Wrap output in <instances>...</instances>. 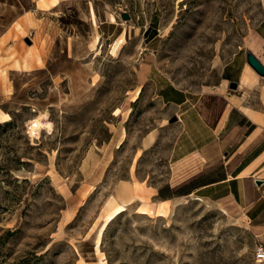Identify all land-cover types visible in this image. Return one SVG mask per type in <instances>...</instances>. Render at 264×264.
I'll use <instances>...</instances> for the list:
<instances>
[{
    "label": "rangeland",
    "instance_id": "rangeland-1",
    "mask_svg": "<svg viewBox=\"0 0 264 264\" xmlns=\"http://www.w3.org/2000/svg\"><path fill=\"white\" fill-rule=\"evenodd\" d=\"M0 3L3 25L31 6ZM88 7L98 20L115 11L118 25H88ZM65 9L47 67L13 73L14 92L0 96L11 117L0 122V264H264L232 207L195 197L142 195L95 247L116 185L154 186L168 172L174 122L144 67L193 93L217 83L225 63L256 49L264 0H80ZM34 119L41 125L30 133Z\"/></svg>",
    "mask_w": 264,
    "mask_h": 264
},
{
    "label": "crops",
    "instance_id": "crops-1",
    "mask_svg": "<svg viewBox=\"0 0 264 264\" xmlns=\"http://www.w3.org/2000/svg\"><path fill=\"white\" fill-rule=\"evenodd\" d=\"M78 1L30 0L31 6L8 25L0 24V96L14 92L13 73L47 67L60 31L56 14L67 16L64 6ZM83 16L88 25H118L113 10L98 20L88 7ZM255 35L256 49L248 50L264 65V21ZM246 52L225 63L217 83L196 93L175 86L150 65L144 67L156 99L176 118L169 127L174 131L169 168L154 186L142 188L126 180L116 185L114 194L127 206L135 203L136 209L144 201L142 195L161 203L195 197L232 207L264 247V76L249 66ZM231 81L237 83L235 89L229 88Z\"/></svg>",
    "mask_w": 264,
    "mask_h": 264
},
{
    "label": "bare ground",
    "instance_id": "bare-ground-1",
    "mask_svg": "<svg viewBox=\"0 0 264 264\" xmlns=\"http://www.w3.org/2000/svg\"><path fill=\"white\" fill-rule=\"evenodd\" d=\"M56 0H52L54 3ZM119 42H122V39H118L116 45L119 44ZM140 92L137 91V94ZM11 117L8 113H1L0 112V122H6L10 120ZM31 129L30 133L37 131L38 127L41 125L40 122L37 119H34L31 121ZM127 210V204L125 203V200L121 196L113 195L111 198L107 201V210L104 215V219L101 223V226L98 231V235L96 237L95 241V247H99L101 244L100 237L102 235V231L106 228V226L114 220L119 214ZM140 214H146V210H138Z\"/></svg>",
    "mask_w": 264,
    "mask_h": 264
},
{
    "label": "water",
    "instance_id": "water-1",
    "mask_svg": "<svg viewBox=\"0 0 264 264\" xmlns=\"http://www.w3.org/2000/svg\"><path fill=\"white\" fill-rule=\"evenodd\" d=\"M121 18L123 20H127L130 18V15L128 13H122ZM246 61L249 64V66L260 76H264V65L257 59V57L251 52H246ZM237 87L236 82H229V88L235 89ZM176 120L175 117L170 118V123L174 122Z\"/></svg>",
    "mask_w": 264,
    "mask_h": 264
},
{
    "label": "built area",
    "instance_id": "built-area-1",
    "mask_svg": "<svg viewBox=\"0 0 264 264\" xmlns=\"http://www.w3.org/2000/svg\"><path fill=\"white\" fill-rule=\"evenodd\" d=\"M255 256H256L257 261H263L264 260V247L262 245L256 246Z\"/></svg>",
    "mask_w": 264,
    "mask_h": 264
}]
</instances>
